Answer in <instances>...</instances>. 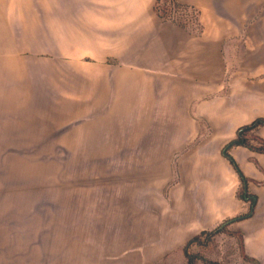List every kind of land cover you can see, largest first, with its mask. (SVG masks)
<instances>
[{
  "label": "crops",
  "instance_id": "1",
  "mask_svg": "<svg viewBox=\"0 0 264 264\" xmlns=\"http://www.w3.org/2000/svg\"><path fill=\"white\" fill-rule=\"evenodd\" d=\"M177 1L199 10L200 33L156 0H0V31L29 48L13 96L36 101L18 104L59 107L68 152L124 155L123 177L63 189L66 264H187L191 238L250 207L223 150L264 117V0ZM230 153L263 208L227 229L264 264V153Z\"/></svg>",
  "mask_w": 264,
  "mask_h": 264
},
{
  "label": "rangeland",
  "instance_id": "2",
  "mask_svg": "<svg viewBox=\"0 0 264 264\" xmlns=\"http://www.w3.org/2000/svg\"><path fill=\"white\" fill-rule=\"evenodd\" d=\"M12 37L11 26L0 31V264H66L60 254L75 234L64 232L70 218L60 208L63 189L73 179L123 177L124 155L68 152L76 143L58 128L59 107L18 104L36 100L13 96L28 84L16 56L29 48ZM231 236L218 234L198 251L217 264H255L244 260Z\"/></svg>",
  "mask_w": 264,
  "mask_h": 264
},
{
  "label": "trees",
  "instance_id": "3",
  "mask_svg": "<svg viewBox=\"0 0 264 264\" xmlns=\"http://www.w3.org/2000/svg\"><path fill=\"white\" fill-rule=\"evenodd\" d=\"M172 5V9L170 7ZM155 9L158 14L165 20L175 21L187 28L194 23V32L200 33L202 25L199 21V10L193 6L182 4L177 0H156ZM264 126V117L257 118L253 122L243 125L238 128L236 136L225 146L223 150L224 156L231 162L236 169L241 180V186L238 189L237 196L250 203L247 211L242 212L235 217L226 219L217 227L204 230L191 238L184 247V253L187 258V264H199L203 262L206 264H217V262L207 259L204 255L199 253V249H208L213 243L215 236L222 232L237 236L239 249L244 260L251 261L255 264H261L259 260L250 257L245 252V245L240 231L228 230L227 226L237 220L245 219L253 215L254 206L257 202V196L251 194L249 191V178L243 173L235 158L231 155L230 150L234 146H244L253 151L264 153V139L257 134L260 127Z\"/></svg>",
  "mask_w": 264,
  "mask_h": 264
}]
</instances>
